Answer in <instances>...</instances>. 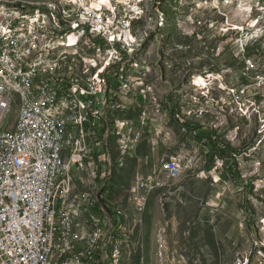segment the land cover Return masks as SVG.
Segmentation results:
<instances>
[{"label":"rangeland","instance_id":"374dc122","mask_svg":"<svg viewBox=\"0 0 264 264\" xmlns=\"http://www.w3.org/2000/svg\"><path fill=\"white\" fill-rule=\"evenodd\" d=\"M156 2L159 26L151 16ZM147 6L134 29L140 46L122 69L131 73L141 63L145 82L129 75L121 84L122 93H131L123 99L126 110L112 114L117 128L128 122L131 134L137 132L132 119L144 109L148 120L149 111L154 117L150 139L126 161L136 142L129 144L109 182L113 197L109 190L106 200H119L126 213L122 230L137 223L139 162L158 168L169 155L186 170L149 195L131 264H165L160 225L180 264H240L249 253V264H264L256 246L257 238L264 245V0H148ZM117 146L114 141L113 160ZM215 155L223 164L213 172ZM126 240L118 264L129 263Z\"/></svg>","mask_w":264,"mask_h":264},{"label":"built area","instance_id":"2783aa9c","mask_svg":"<svg viewBox=\"0 0 264 264\" xmlns=\"http://www.w3.org/2000/svg\"><path fill=\"white\" fill-rule=\"evenodd\" d=\"M67 12H72V18H77V25L64 28L60 23L48 25L51 41L58 35L79 39L87 37L88 43L101 50V44H109L111 65L101 77L80 76L68 73L66 62L57 64L56 69H48V62H38V54L26 63H19L21 67H31V76L27 82L37 86L39 91L52 90V101L66 98L75 101L80 110L79 131L80 138H96L94 156L101 170V185L95 191V199H87L83 212L92 216L93 227H104L103 246L93 249L88 243L78 251L74 259L66 260V264H105L108 253L119 252L122 239H130L128 247L129 263L136 258L134 238L145 211L149 195L162 186V180L178 179L186 170V165L174 157L164 158L158 168L149 167L147 162H139L133 182L137 194H142L141 203H133L137 212V223L133 231H114V222L122 216L118 209V201L106 203L107 187V154L105 149L106 120L103 117L102 103H109L113 110L123 113V99L131 93H121V83L127 82L129 75H136L145 82L147 69L142 64L134 65L131 73H122V62L133 49H122V41L130 38V33L138 26V0H111L104 12H88L84 3L79 0H66ZM5 18V28L0 32V68H9L12 61H19V56H10L11 48H21L23 42H31V35H26L7 45L6 31L12 25L19 23L34 24L36 20H23L22 17L0 16ZM79 19L89 21V28H81ZM50 56L49 60H54ZM72 61L89 63L78 55L72 54ZM18 69V68H17ZM44 77H51V85H44ZM140 104L145 107L148 100L144 98ZM52 105V104H51ZM66 117V116H65ZM67 118V117H66ZM137 126L136 153L138 146L149 133L150 120L146 117V109L132 119ZM46 137L43 124L25 114L23 102L18 99L5 98L0 92V264H40L44 249L54 252L59 247H66L68 243V229L61 215V203L64 198L63 186L53 184L54 201H58L55 216H48L45 212L46 201H38V191L46 181H53V174L49 173L47 163L48 148L44 145ZM77 139L72 144L74 156L72 164V185L76 187L77 196L83 191L84 176L80 171V163L84 161V154H76ZM235 155V154H233ZM215 172L222 166L223 160L214 156ZM146 160V158H145ZM62 177V176H61ZM128 196V195H127ZM47 218H54V226H47ZM264 225V219H263ZM47 237H54V244H47ZM89 238V236H88ZM160 257L165 258V264H180L178 258H173L167 229L159 226ZM259 251H264V245L258 243ZM94 251H101V259H94ZM249 256L240 258V264H249ZM49 257V256H48ZM139 260V259H138ZM139 264V263H138Z\"/></svg>","mask_w":264,"mask_h":264},{"label":"bare ground","instance_id":"6f19581e","mask_svg":"<svg viewBox=\"0 0 264 264\" xmlns=\"http://www.w3.org/2000/svg\"><path fill=\"white\" fill-rule=\"evenodd\" d=\"M79 1L84 3L88 12H104L105 9H108V3L111 2V0ZM138 1H140V3L138 2L140 16L149 13L148 0ZM65 4L66 0H0V16L12 15L13 17H22L23 20H36L32 25L19 23L8 27L6 31L7 45H15L16 41L26 35H31V42H23L20 51L19 48L10 49V56H19V61H12L9 68H0V92L5 98L18 99L19 102H23L25 114L38 120L45 129L44 145L48 148L47 163L49 164V173L53 174V181L44 183V186L38 191V201L47 199L45 212L48 216H55L58 210V201H54L53 184L61 183L64 192L61 215L69 232L68 243L66 247H59L54 252H51V249H44V256H41L40 264H66V260L74 259L75 254L87 243L93 249H101L104 236V227L92 228L89 225L92 224V216L83 212L87 205V199H95V191L101 185V170H99L98 162L94 156L96 138H80V110L75 101L66 98L52 101V90H45L43 93L37 86L27 82V77L31 76V67L19 68V63H26L37 54L38 62H48V69H56L57 64L66 62L68 73L78 72L80 76L101 77L110 67L111 55L103 53L110 52L109 44H101V50H98L88 43L87 37L73 39L67 38V35H58L55 40L51 41L50 30H46L48 25H54L56 22L64 28H73L77 25V18H72V12H67ZM157 6L158 2L155 3L151 16L155 19L153 25L159 26L162 23ZM79 26L89 28V21L79 19ZM4 28L5 18H0V32ZM137 36L133 30L130 33V38L122 41V49H133L128 54L129 59L140 46ZM72 54L78 55L89 63L80 65V63L73 62ZM58 55L61 57L49 60L50 56ZM123 62L122 69L125 68ZM44 85H51V77H44ZM122 89L124 88L121 87ZM102 111L103 117L107 121L105 149L108 163L107 187L110 188L109 182L113 178L114 169L123 166L128 146L132 141L136 142L137 132L131 134L130 128L127 126L128 122H124L121 128H117L120 121L113 120L114 110L112 106H109V103H102ZM75 138H79L76 144V154H84L86 162L80 163V171L84 176V192H80L78 196L75 185L71 184V158L74 156L72 144ZM114 141L118 142L115 160L111 156ZM0 148H2V140H0ZM215 181L218 182L216 179ZM106 203L111 202L107 200ZM118 209L122 216H118L114 222V231H122L124 216H126L125 211L119 205ZM47 226H54V218H47ZM126 241V239H122L119 252L117 254L108 253L105 262L108 258L110 264H118L123 243ZM47 244H54V237H47ZM94 259H101V251H94Z\"/></svg>","mask_w":264,"mask_h":264},{"label":"crops","instance_id":"0c3cea01","mask_svg":"<svg viewBox=\"0 0 264 264\" xmlns=\"http://www.w3.org/2000/svg\"><path fill=\"white\" fill-rule=\"evenodd\" d=\"M139 99H140V97H139ZM142 100V99H141ZM148 110V109H147ZM161 116L164 118H166V116L168 117V112H166V111H164V112H162L161 111ZM154 114V113H153ZM160 114V113H159ZM149 116H150V128H149V133H148V135L145 137L146 139H150V137H151V133H152V125H153V120H154V117L152 116V111L150 112L149 111ZM162 120H164V119H162ZM131 121V120H130ZM156 121V120H155ZM150 136V137H149ZM142 144V143H141ZM132 147V144L130 145V148ZM136 157V146H134L133 147V151L132 152H130V155H129V157H127V159H126V161L127 160H129V159H134ZM165 157V156H164ZM167 157H173V156H169V155H167ZM164 159V158H163ZM162 160V159H161ZM160 160V161H161Z\"/></svg>","mask_w":264,"mask_h":264},{"label":"trees","instance_id":"16d2710c","mask_svg":"<svg viewBox=\"0 0 264 264\" xmlns=\"http://www.w3.org/2000/svg\"><path fill=\"white\" fill-rule=\"evenodd\" d=\"M113 187V186H112ZM109 191V190H108ZM107 191L106 195H109V192ZM110 197L112 198L113 197V192L111 190V194H110ZM107 201V200H106ZM110 201V200H109ZM111 202V201H110ZM112 203V202H111Z\"/></svg>","mask_w":264,"mask_h":264}]
</instances>
